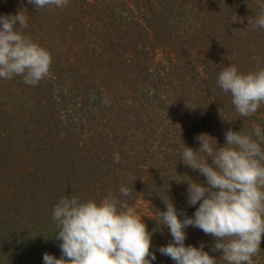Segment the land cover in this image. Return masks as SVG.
<instances>
[{
  "label": "trees",
  "instance_id": "1",
  "mask_svg": "<svg viewBox=\"0 0 264 264\" xmlns=\"http://www.w3.org/2000/svg\"><path fill=\"white\" fill-rule=\"evenodd\" d=\"M261 5L264 0H69L64 8H35L28 0H0V15L21 11L28 17L24 34L52 56L50 74L35 86L22 76L0 78V264H44L45 252L60 258L52 213L64 196L100 202L111 193L131 208L143 199L150 211H166L171 198L192 216L199 205L189 206L171 176L185 166L184 144L193 148L196 136L215 129H264V104L240 117L217 81L230 64L244 73L264 68V29H247ZM234 17L240 20L232 23ZM235 25L236 41L224 45L221 36ZM151 131L161 140L150 138ZM179 178L184 189V181L206 179L198 170ZM121 186L132 189L131 197L120 196ZM157 217L144 221L156 253L152 264H176L158 251L172 237ZM186 232V245L222 255L212 251L214 237L192 226ZM260 247L256 264H264V237Z\"/></svg>",
  "mask_w": 264,
  "mask_h": 264
},
{
  "label": "clouds",
  "instance_id": "2",
  "mask_svg": "<svg viewBox=\"0 0 264 264\" xmlns=\"http://www.w3.org/2000/svg\"><path fill=\"white\" fill-rule=\"evenodd\" d=\"M28 3L35 8H64L69 0H28ZM238 20L234 17L232 23ZM248 25L264 29V11L254 20L249 17ZM27 27L28 17L21 11L0 15V78L22 76L25 84L35 86L50 74L52 56L24 34ZM217 81L223 92L231 94L240 117H251L264 104V68L244 73L230 64L219 72ZM225 138L226 143L221 146L216 138L201 133L195 137L199 149L184 144L180 161L206 178L203 182L192 178L191 182L184 181L188 184L189 206L199 205L194 214L188 216L178 210L170 197V202L163 200L166 211L158 210L162 226L172 237L158 251L176 264H217V258L205 251L203 244L200 247L185 244L186 229L190 226L214 237L212 251L222 252L228 264H254L253 257L261 251L264 129L255 125L251 133H244L229 128ZM113 158L114 162H120L119 153ZM119 193L131 197L132 189L121 186ZM52 218L59 229L54 238L61 241V256L45 252L44 264H152L156 260V253L151 250L152 232L142 216L126 200L121 201L111 193L100 202L64 196L54 206Z\"/></svg>",
  "mask_w": 264,
  "mask_h": 264
},
{
  "label": "rangeland",
  "instance_id": "3",
  "mask_svg": "<svg viewBox=\"0 0 264 264\" xmlns=\"http://www.w3.org/2000/svg\"><path fill=\"white\" fill-rule=\"evenodd\" d=\"M201 21H204L203 20V18H199ZM207 21H208V24H213V22H214V19H212V18H208L207 19ZM249 28V25L247 26V29ZM238 30H240V26H237V25H235V26H233V28L230 30V33L228 34H223L222 36H221V38H222V40L225 42L224 43V45H230V44H233L235 41H236V36H237V34L239 33V31ZM221 40V39H220ZM191 47V46H190ZM189 55H190V57L192 58H195V55H196V52H195V50H190L189 51ZM161 56L160 55H157V58H160ZM200 70H201V68H199ZM212 100H214V99H211V101ZM218 103H214V104H211V106L213 107L212 109H216L217 108V106H219V105H217ZM218 109H221V107H219ZM165 117H167V116H165V115H163V117H161L162 119H166ZM160 118V119H161ZM151 119H155V120H160L158 117H151ZM39 120H37L35 123H37V125H41V121L40 122H38ZM49 123H51V122H49ZM152 125V124H151ZM208 125H215V123H209ZM56 126H58V125H56ZM151 130H152V128H151ZM208 130V129H207ZM207 130H206V132H207ZM212 137H214V138H216L217 139V141H218V144L219 145H224L225 143H224V141L226 140V138H225V133H224V130L223 129H221L220 131L218 130V129H215L214 131H213V133H211L210 134ZM149 136H150V138H152L153 140H155V142H158L159 140H161V137H159V136H157V135H155V136H153V134H152V131L149 133ZM196 140V139H195ZM194 140V141H195ZM148 141H149V137H148ZM194 141H193V149H199V148H197L196 147V145H195V143H194ZM177 167H180L181 169L183 168L184 170H181L180 168L179 169H176V170H171L172 171V174H171V176L173 177L172 179H174L173 181H175V183L177 182V181H180V179L181 178H179V176H183V177H186V176H188L190 173H194L195 171L194 170H192L193 172H191L190 171V169L189 168H187V166L185 165V166H181V165H179V166H177ZM171 173V172H170ZM185 179H187V178H185ZM183 181H182V185H181V182H179L178 184H176V190L177 189H179L180 191H182L183 193H184V195H186V196H184L183 197V199H185V198H187V188H183ZM144 202V203H143ZM155 205V204H154ZM133 210L138 214V215H140V216H142V219H143V221H145V219L147 218V219H156V218H154L155 216H157V214H158V210H160V208H157L156 206H155V209H154V211H150L149 209H148V206H147V202L146 201H144L143 199H138L137 200V204H136V206L133 208ZM161 211V210H160ZM159 216V215H158ZM158 218V217H157ZM158 219H160V218H158ZM224 258H223V256H220V257H218L217 258V262H219L220 260H223ZM256 262H257V260H255V264H256ZM261 263V262H260ZM224 264V263H223Z\"/></svg>",
  "mask_w": 264,
  "mask_h": 264
}]
</instances>
